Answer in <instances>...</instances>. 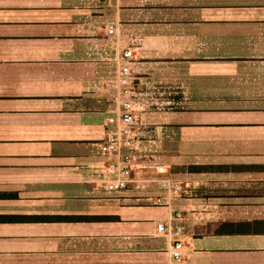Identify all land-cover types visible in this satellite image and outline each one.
<instances>
[{
    "label": "crops",
    "instance_id": "0c3cea01",
    "mask_svg": "<svg viewBox=\"0 0 264 264\" xmlns=\"http://www.w3.org/2000/svg\"><path fill=\"white\" fill-rule=\"evenodd\" d=\"M109 22L178 102L146 113L156 176L182 182L168 206L90 181ZM174 240L183 264H264V0H0V264H174Z\"/></svg>",
    "mask_w": 264,
    "mask_h": 264
},
{
    "label": "built area",
    "instance_id": "2783aa9c",
    "mask_svg": "<svg viewBox=\"0 0 264 264\" xmlns=\"http://www.w3.org/2000/svg\"><path fill=\"white\" fill-rule=\"evenodd\" d=\"M105 30L106 44L113 46L115 54L112 77L104 84L114 106L111 110L106 107L109 113L105 118V132L97 143L104 160L93 168L90 181L113 193L157 189L159 193L152 195L148 203L168 206L182 191V182L173 176H156L153 167L159 166L165 130L161 124L147 121L146 113L167 111L178 102L169 99L157 83L143 81L134 71L132 51L141 39L139 36L121 34L113 22L107 23ZM156 229L166 230L161 222L156 224ZM182 249L179 240L171 244L169 255L174 264H183Z\"/></svg>",
    "mask_w": 264,
    "mask_h": 264
},
{
    "label": "trees",
    "instance_id": "16d2710c",
    "mask_svg": "<svg viewBox=\"0 0 264 264\" xmlns=\"http://www.w3.org/2000/svg\"><path fill=\"white\" fill-rule=\"evenodd\" d=\"M241 225H242V224L237 223V224H233V225H232V224H229V225H227V224H223L222 226H234V227H236V228H234L233 230H238V229L241 230V228H240Z\"/></svg>",
    "mask_w": 264,
    "mask_h": 264
}]
</instances>
